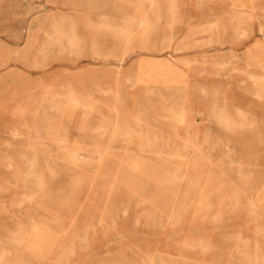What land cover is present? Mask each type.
<instances>
[{
  "label": "rangeland",
  "instance_id": "rangeland-1",
  "mask_svg": "<svg viewBox=\"0 0 264 264\" xmlns=\"http://www.w3.org/2000/svg\"><path fill=\"white\" fill-rule=\"evenodd\" d=\"M0 0V264H264V0Z\"/></svg>",
  "mask_w": 264,
  "mask_h": 264
},
{
  "label": "crops",
  "instance_id": "crops-1",
  "mask_svg": "<svg viewBox=\"0 0 264 264\" xmlns=\"http://www.w3.org/2000/svg\"><path fill=\"white\" fill-rule=\"evenodd\" d=\"M44 1L47 2V1H53V0H44ZM28 2H30V3H28L27 5L24 4V11L26 13L30 14L29 11L32 10V3H31L32 0H28Z\"/></svg>",
  "mask_w": 264,
  "mask_h": 264
}]
</instances>
